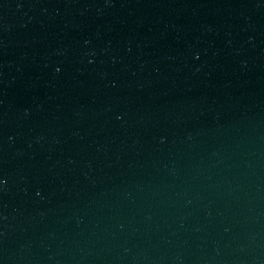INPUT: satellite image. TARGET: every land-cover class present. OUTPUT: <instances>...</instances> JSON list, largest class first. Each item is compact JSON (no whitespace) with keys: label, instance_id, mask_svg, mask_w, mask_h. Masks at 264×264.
I'll return each mask as SVG.
<instances>
[{"label":"water","instance_id":"water-1","mask_svg":"<svg viewBox=\"0 0 264 264\" xmlns=\"http://www.w3.org/2000/svg\"><path fill=\"white\" fill-rule=\"evenodd\" d=\"M0 264H264V0L0 65Z\"/></svg>","mask_w":264,"mask_h":264}]
</instances>
